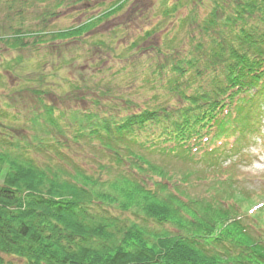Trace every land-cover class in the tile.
Masks as SVG:
<instances>
[{
  "label": "trees",
  "instance_id": "obj_1",
  "mask_svg": "<svg viewBox=\"0 0 264 264\" xmlns=\"http://www.w3.org/2000/svg\"><path fill=\"white\" fill-rule=\"evenodd\" d=\"M127 1L118 0L82 25L41 31L38 38L49 37L43 39L51 43L52 53L64 56L62 48L69 43L75 48L78 39L98 21L121 11ZM208 1L210 11L203 18L190 11L180 19L182 28L192 24L188 40L193 49L183 56L174 48L155 69L157 74L167 73L163 96L153 95L135 108L131 100L123 99L118 114L101 110L100 102L94 103L96 110L74 106L70 124L65 111L42 100L43 112L32 109L30 122L42 133L66 137L65 128L70 129L72 144H97L115 165H99L98 171L91 169L95 172L75 166L62 158L70 143L58 138L53 150L59 160L36 161L30 151L52 144L45 145L42 139L32 145L24 142L14 108L0 107V264H264V233L256 234L246 225L239 208L247 202L252 205L250 196L234 186H218V196L199 197L187 205L179 186H168L177 174L150 156L204 161L215 168L228 154H240L260 132L264 0ZM183 5L181 1L168 7L165 14ZM10 29L11 36H0L5 51L37 46L36 41L29 42L35 39L33 33ZM147 33L146 39L152 32ZM138 47L134 42L130 51L163 52ZM72 56L73 63L80 60V55ZM15 61L21 64V57ZM64 67L55 65L53 77ZM78 86L72 83L71 92H80ZM229 200L235 205H226ZM140 215L143 222L138 221ZM142 215L177 231L152 230ZM253 228L261 229L256 224Z\"/></svg>",
  "mask_w": 264,
  "mask_h": 264
},
{
  "label": "rangeland",
  "instance_id": "obj_2",
  "mask_svg": "<svg viewBox=\"0 0 264 264\" xmlns=\"http://www.w3.org/2000/svg\"><path fill=\"white\" fill-rule=\"evenodd\" d=\"M117 1L15 0L11 4V0H0V36H11L9 31L11 27L12 30L20 29L24 33H33L35 39L29 42H37L36 47L30 45L28 49L19 51H5L0 43V51H4L0 52V107L9 104L14 108L13 112L18 116L16 127L23 130L24 142L32 145L42 139L45 145L52 144L51 148L47 145L42 151L31 148L29 156L40 163L49 162L52 157L54 161L59 160L60 156L53 150L55 139L58 138L62 143H70L71 148L62 151V158L75 166L82 167L88 172H95L91 169L98 171L99 165L114 164L112 157L98 149L97 144L93 147L87 146L84 142L79 145L72 144L70 129L65 128L66 137L42 133L38 124L35 126L34 123L33 126L30 122L33 117L32 109L37 112L36 114L43 112L39 106L42 100L57 110L65 111V120L70 124V112L74 106L96 110L98 106L94 103L100 102L101 110L114 109L113 113L118 114L119 106L122 107L125 103L123 99L131 100L135 108L137 103L143 107V102L153 95L163 96L162 81H165L167 73L163 72L162 75L155 73L156 67L172 54L174 48L183 56H187L193 49L191 45L194 43L188 40V34L193 31L190 28L192 24L191 26L184 24L182 28L180 19L189 15L190 11L203 18L210 11L211 5L208 0H128L121 11L102 19L101 22L98 21L93 30L78 39L75 48L69 43L68 48L70 47L69 50L72 49L73 52H69L68 48H62L64 56L52 53L51 43L44 41L49 37L38 38L37 33L41 31L52 33L82 25L101 16ZM181 1L184 5L179 7L177 12L165 14L166 8H172ZM148 31L152 33L146 39ZM166 41L175 45L170 47ZM134 42L138 43V48L146 49L153 46L163 52L161 55L157 54L155 48L144 52L130 51ZM58 45L56 43V46ZM56 46L52 47L55 49ZM107 46L110 48L109 53ZM72 55H80V60L73 63ZM17 57H21V64L15 61ZM93 59L98 62L92 66L90 62ZM57 64H64L65 67L53 77V69ZM72 83L79 85L81 91L71 92ZM33 104L35 108H32ZM35 137H38V140ZM248 141V146L242 148L240 154H228L222 161L216 162L221 164L215 168L213 166L210 168L204 161L192 163L182 162L173 156L165 157L161 154L150 156L159 163H165L172 174H177L168 186H179L181 200L187 205L199 197L211 199L212 195L218 196V186H236L238 190L246 193V196L252 197V205L247 202L239 208L245 224L250 225L258 234L263 229L253 228L255 224L260 228L262 226L251 213L258 212L264 219V207L260 211L255 209L258 204L264 205V107L260 132ZM69 168L72 169L71 166ZM230 204L235 205L232 200L226 202V205ZM184 216L190 218L186 212ZM131 217L132 220H137L135 216ZM144 218L152 230L159 232L167 228L169 231H177L174 226L159 225L145 216ZM142 219L141 215L138 216V221L143 222ZM260 222L264 225L263 221ZM4 257L7 261L21 263L8 256Z\"/></svg>",
  "mask_w": 264,
  "mask_h": 264
}]
</instances>
